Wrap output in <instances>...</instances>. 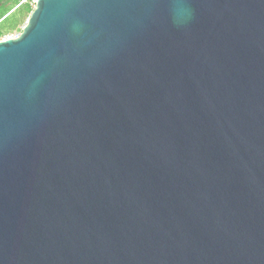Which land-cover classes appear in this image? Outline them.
<instances>
[{
  "label": "water",
  "instance_id": "obj_1",
  "mask_svg": "<svg viewBox=\"0 0 264 264\" xmlns=\"http://www.w3.org/2000/svg\"><path fill=\"white\" fill-rule=\"evenodd\" d=\"M0 264H264V0H36L0 41Z\"/></svg>",
  "mask_w": 264,
  "mask_h": 264
},
{
  "label": "rangeland",
  "instance_id": "obj_2",
  "mask_svg": "<svg viewBox=\"0 0 264 264\" xmlns=\"http://www.w3.org/2000/svg\"><path fill=\"white\" fill-rule=\"evenodd\" d=\"M36 0H0V41L19 36Z\"/></svg>",
  "mask_w": 264,
  "mask_h": 264
},
{
  "label": "built area",
  "instance_id": "obj_3",
  "mask_svg": "<svg viewBox=\"0 0 264 264\" xmlns=\"http://www.w3.org/2000/svg\"><path fill=\"white\" fill-rule=\"evenodd\" d=\"M18 37V36H17ZM17 37H15V38H17ZM15 38H8V39H15ZM6 40V39H5Z\"/></svg>",
  "mask_w": 264,
  "mask_h": 264
}]
</instances>
